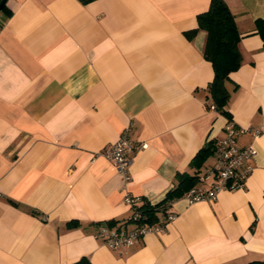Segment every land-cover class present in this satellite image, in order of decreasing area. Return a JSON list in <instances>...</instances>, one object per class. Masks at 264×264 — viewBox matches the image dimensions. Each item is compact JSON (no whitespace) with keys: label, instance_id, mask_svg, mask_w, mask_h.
I'll return each instance as SVG.
<instances>
[{"label":"crops","instance_id":"crops-1","mask_svg":"<svg viewBox=\"0 0 264 264\" xmlns=\"http://www.w3.org/2000/svg\"><path fill=\"white\" fill-rule=\"evenodd\" d=\"M210 0H6L0 10V264H243L264 260V0H224L240 33L226 87L239 145L256 155L243 188L213 200L173 199L174 217L135 244L94 236L125 221V193L155 204L228 118L210 101ZM138 144L124 182L98 151L125 129ZM252 130H259L257 135ZM196 184H200L196 181ZM34 211L35 213H33ZM160 215V220L163 219ZM75 220L77 225L68 226Z\"/></svg>","mask_w":264,"mask_h":264},{"label":"built area","instance_id":"built-area-1","mask_svg":"<svg viewBox=\"0 0 264 264\" xmlns=\"http://www.w3.org/2000/svg\"><path fill=\"white\" fill-rule=\"evenodd\" d=\"M206 108L215 109L213 103L205 104ZM245 129L236 126L230 119L224 126V135L214 140L212 156L214 162L203 172L197 174L200 184L193 185L184 197L189 202L199 200H213L220 190L243 188L245 180L252 171V160L256 149L252 145H239L238 135ZM259 130H252L257 135ZM144 146L138 144L130 135V129L125 128L119 137L110 145L98 151V155L109 158L124 182L130 179L128 166L131 163L135 149ZM124 201L130 208L129 221H117L115 224L98 225L94 236L112 248L128 247L133 245L147 232H156L164 228L166 221L174 215L167 213L164 221L148 223L141 220V213L136 208L143 202L140 196L125 193Z\"/></svg>","mask_w":264,"mask_h":264},{"label":"trees","instance_id":"trees-1","mask_svg":"<svg viewBox=\"0 0 264 264\" xmlns=\"http://www.w3.org/2000/svg\"><path fill=\"white\" fill-rule=\"evenodd\" d=\"M5 8L3 4L2 9ZM196 27L185 30L184 34L191 39L199 30L205 31V40L202 47L203 57L210 61L213 69V77L207 85V93L210 101L213 103L216 110L225 115L228 119L231 118L230 113L226 109L230 91L226 87V82L231 81L229 74L236 70L241 64V54L238 49L240 33L236 26L234 16L224 0H210L208 8L196 14ZM256 32L262 38L264 47V18L255 20ZM214 140L206 141L193 155L190 160V166L196 170L203 162L212 154ZM188 172H179L175 174V184L167 190L162 200L155 204L144 200L137 205V209L141 213V220L148 223L164 221L160 220V215H167V207L170 202L178 197H181L184 192L191 188L197 181V174ZM35 213L34 211H32ZM163 217V218H164ZM128 218L125 221H129ZM119 220L109 219L104 222H96L95 224H107L111 226ZM78 222L70 220L68 226L77 225ZM68 264H92L86 256H81L77 260ZM243 264H264V260H250Z\"/></svg>","mask_w":264,"mask_h":264},{"label":"water","instance_id":"water-1","mask_svg":"<svg viewBox=\"0 0 264 264\" xmlns=\"http://www.w3.org/2000/svg\"><path fill=\"white\" fill-rule=\"evenodd\" d=\"M5 1H6V0H0V10H1L3 4H5Z\"/></svg>","mask_w":264,"mask_h":264}]
</instances>
